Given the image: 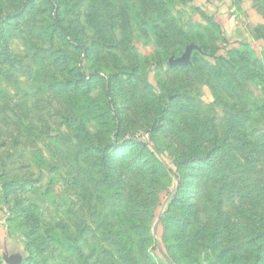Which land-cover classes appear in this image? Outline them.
Segmentation results:
<instances>
[{"label": "rangeland", "instance_id": "374dc122", "mask_svg": "<svg viewBox=\"0 0 264 264\" xmlns=\"http://www.w3.org/2000/svg\"><path fill=\"white\" fill-rule=\"evenodd\" d=\"M253 102L264 0H0V264H247Z\"/></svg>", "mask_w": 264, "mask_h": 264}, {"label": "trees", "instance_id": "16d2710c", "mask_svg": "<svg viewBox=\"0 0 264 264\" xmlns=\"http://www.w3.org/2000/svg\"><path fill=\"white\" fill-rule=\"evenodd\" d=\"M171 67H182V66H171ZM236 73V71H233ZM224 78L221 79L222 82H225L226 85H231V82L233 81V78L231 75H224ZM220 79V78H219ZM247 82V79H244ZM252 107L255 110H260L264 108V102L261 104H258L257 102H253L251 104ZM264 127V124H261ZM253 133L251 134L252 137H255V141L252 143L253 150L252 155L253 156H263L264 155V129H253ZM256 160H252L251 163L254 164ZM252 168V166H251ZM254 169V168H253ZM252 169V170H253ZM264 208H262L261 213L263 214ZM256 216L254 217V220H256ZM263 218V217H260ZM263 242H264V227L259 228L255 227L254 235L252 238H250V247H251V254L249 258L247 259V264H262L261 255H262V248H263Z\"/></svg>", "mask_w": 264, "mask_h": 264}, {"label": "water", "instance_id": "95a60500", "mask_svg": "<svg viewBox=\"0 0 264 264\" xmlns=\"http://www.w3.org/2000/svg\"><path fill=\"white\" fill-rule=\"evenodd\" d=\"M195 45L191 44L186 48L185 54L178 59H171L169 61V65L170 66H186L190 63V58H191V54L192 51L194 50Z\"/></svg>", "mask_w": 264, "mask_h": 264}]
</instances>
